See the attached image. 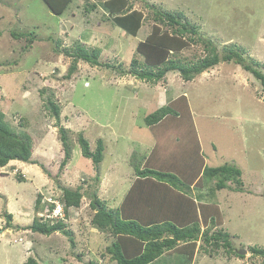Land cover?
Segmentation results:
<instances>
[{
    "label": "rangeland",
    "instance_id": "1",
    "mask_svg": "<svg viewBox=\"0 0 264 264\" xmlns=\"http://www.w3.org/2000/svg\"><path fill=\"white\" fill-rule=\"evenodd\" d=\"M90 3L74 0L60 17L43 0H0V111L15 132L32 137L34 151V164L18 162L0 168V264H27L29 258L37 264H66L64 259L77 264L83 249L92 250L84 256L91 253L96 259L106 253L115 238L93 226L90 195L98 190L109 209L122 206L137 178L136 168L144 166L156 145L145 119L162 107L167 94L168 98L186 94L206 166L229 164L242 171V191L230 182L228 188L211 195L216 181L210 180L189 190L222 210L223 224L211 223L203 230L209 228V235L222 230L231 241L227 251L199 242L194 264H264V258L250 250L264 249V95L260 82L234 62H222L191 82L184 81L179 72H169L157 84L134 81L129 74L121 88L120 80L111 77L119 78L115 70L84 61L78 62V71L69 77L74 61L56 48L74 49L78 42L87 48L100 44L102 34L95 29L107 15L101 7L86 12ZM131 4L147 16V4L181 14L183 22L197 29L198 38L212 42L220 55L238 51L248 64L258 63L264 71V0H131ZM153 23L147 18L140 38L151 32ZM162 28L172 31L168 25ZM133 44L121 51L123 55L116 53L122 55L123 70L132 69ZM204 46L191 44L182 56L198 61L206 56ZM102 62L118 64L113 55ZM49 98L61 108L60 122L46 108ZM62 127L71 148L64 166ZM80 135L93 152L98 141H104L100 165L82 155ZM77 188H83L85 197L79 209L68 213L72 218L67 226L77 247L60 231L46 236L27 229L39 218L35 203L40 194L45 200H58L65 189ZM7 212L13 216V227H7ZM241 250H247L245 259L234 255ZM193 261L176 252L160 264Z\"/></svg>",
    "mask_w": 264,
    "mask_h": 264
},
{
    "label": "trees",
    "instance_id": "2",
    "mask_svg": "<svg viewBox=\"0 0 264 264\" xmlns=\"http://www.w3.org/2000/svg\"><path fill=\"white\" fill-rule=\"evenodd\" d=\"M43 1L53 14L60 17L74 2ZM86 1L91 2L86 12L91 13L101 7L107 15L106 19H110L132 36H137L147 18L151 17L154 23L146 40L138 44L130 71L123 70L122 64L116 66L101 62V50L87 48L81 42H78L74 49L60 50L57 47V52H63L74 61L69 77L78 71V62L84 61L94 67L113 69L122 76L131 74L137 80L152 84L163 81L169 72H179L184 81L191 82L222 62H234L260 82L264 95V71L259 68L258 63L248 64L238 51L227 50L223 56L220 55L212 42L198 38L197 29L191 28L193 25L189 21L183 22L181 14L176 16L163 12L155 5L147 4V12H150V15L148 13L146 16L143 11L132 9L131 0ZM163 25H168L172 31H164ZM199 42L205 45L206 56L198 61H187L182 52L191 44ZM46 108L60 122L61 108L52 98L47 100ZM5 119L0 111V168L6 167L12 161L34 164L32 137L28 133L18 134ZM145 123L155 137L156 145L146 158L144 166L136 168L137 178L121 208L109 209L107 203L99 198L98 190L90 195V206L95 211L93 226L116 237V241L107 248L106 253L111 255L117 264H151L169 251L185 254L192 262L197 252V244L202 241L209 246L230 249V235L227 232L221 230L209 235V228L203 230V226H209L211 223L215 226L223 224L222 210L216 203L202 202L201 198L189 194V190L202 185L203 181L210 180L216 181L211 195L215 190L228 188L230 182L235 183L237 189L242 191V171L229 164L220 167L206 166L186 95L177 97L148 115ZM60 134L66 154V160L62 164L64 166L71 158V148L63 127ZM78 142L85 158L92 159L96 166L103 162L106 147L102 139L98 141L95 152L91 150L89 141L83 135L78 137ZM97 181L99 182V179ZM81 190L83 188L63 191L59 200L66 205L67 210L81 207L85 197ZM47 206H50L51 211L55 207L43 201L40 194L35 203V211H45ZM4 217L7 227H13L12 214L6 213ZM27 229L46 236L60 231L68 237L72 246H75L73 234L63 221L48 219L41 222L39 218H35ZM250 250L254 256L264 258L263 248L252 247ZM234 255L245 259L237 251ZM27 264H37V261L29 258Z\"/></svg>",
    "mask_w": 264,
    "mask_h": 264
},
{
    "label": "crops",
    "instance_id": "3",
    "mask_svg": "<svg viewBox=\"0 0 264 264\" xmlns=\"http://www.w3.org/2000/svg\"><path fill=\"white\" fill-rule=\"evenodd\" d=\"M134 10V9H133ZM146 10H148L147 8H146ZM138 11H141V10H138ZM145 13V12H144ZM147 16V15H146ZM146 22V21H145ZM89 23H90V21H89ZM145 25H143V27L140 29V31L138 32V34H137V36H132V35H130L129 33H127V32H125L121 27H118L117 25H115L112 21H110V19H106V20H104V22H101V23H98V27L95 29V30H97L98 32H100V34H102L100 37H99V39H98V41H99V45L98 46H96V47H92V49H100L101 50V58H100V61L102 62V60H105V58H107L108 56H110L111 57V55H113L114 56V58H115V60L116 61H118V64L116 65V66H119V65H123V60H122V53H121V51L122 52H124V50L127 48L126 46H128V44H129V46L131 45V44H133L132 42H133V39H135L136 41H137V43L136 44H133V47H132V49H133V53L134 52H136V48H137V46H138V44L140 43V42H142V41H145L146 40V38L148 37V35L151 33V32H149V33H147L146 31V34L144 35V37H142V38H140L139 36H140V33H141V31L144 29L145 30ZM93 30V29H92ZM95 30H93V31H95ZM151 31H152V29H151ZM93 33H95V32H93ZM88 42H94L95 40H87ZM83 44H85L84 42H83ZM85 45H87V44H85ZM92 46H95V45H93V44H91ZM128 46V47H129ZM87 47H89V46H87ZM116 53H121L122 55L121 56H119V55H117ZM134 55H135V53H134ZM122 60V61H121ZM118 76H119V78H116L115 76H111L112 78H115V79H117V80H120V82H119V86H121V88L124 86L123 84H122V80L123 79H126V80H128L127 78H129V77H131V76H122V75H120V74H118ZM132 79H134V81H138L135 77H132ZM126 88V87H125ZM173 92H172V94H175V92H174V90H172ZM160 94V93H159ZM166 95V94H165ZM186 95V94H185ZM168 94H167V97L165 96V100L164 101H161V103H160V105L161 106H163V105H166L167 104V101H173V100H175L176 99V96H174V95H172L171 96V98H168ZM180 96V95H179ZM170 101V102H171ZM151 131V130H150ZM152 133V132H151ZM153 135V134H152ZM13 163H18L17 161H13V162H11L10 164H13ZM6 168V167H5ZM193 188V187H192ZM108 204V203H107ZM118 207L119 208H121V205L119 206L118 205ZM116 209H118V208H116ZM81 224H82V222H81ZM83 229L81 228V231H82ZM84 231V230H83ZM101 231V230H100ZM114 238H115V240H114V242L116 241V237L115 236H113ZM73 238H74V243H75V246L74 247H77V242H76V238H75V236L73 235ZM113 242V243H114ZM112 243V244H113ZM111 244V245H112ZM62 246V245H61ZM110 247V246H109ZM62 248L64 249V247L62 246ZM108 248V247H107ZM63 249H61V253H63L62 252V250ZM76 251V250H75ZM87 251H90V250H86V249H83L81 252H80V254H79V258H80V262H77V264H91V263H94V264H117L113 259H112V256L111 255H109V254H107V253H105V252H102L101 254H100V259H96V258H93V257H91L92 256V254L90 253L89 255H87V256H84V252H87ZM92 251V250H91ZM90 251V252H91ZM66 253V252H65ZM87 253H89V252H87ZM176 252L175 251H169V252H166L165 254H163L160 258H158L156 261H154V262H152L151 264H160V262H161V259L162 258H167V257H169V256H171V255H173V254H175ZM60 254V253H59ZM73 254H75V253H73ZM76 255H78V253H76ZM61 256H62V254H61ZM195 256H197V255H195ZM87 258V260L85 259V258ZM89 259V260H88ZM62 260V263H63V258L61 259ZM195 260L196 259H194V261H193V263L192 264H194L195 263ZM64 263H66V264H74L73 262H70V261H68L67 259L65 260L64 259ZM44 264V263H43ZM170 264H173V263H170Z\"/></svg>",
    "mask_w": 264,
    "mask_h": 264
},
{
    "label": "clouds",
    "instance_id": "4",
    "mask_svg": "<svg viewBox=\"0 0 264 264\" xmlns=\"http://www.w3.org/2000/svg\"><path fill=\"white\" fill-rule=\"evenodd\" d=\"M65 14V13H64ZM13 162V161H12ZM17 162H20V161H17ZM11 163V162H10ZM9 163V164H10ZM8 166V165H7ZM6 166V167H7ZM5 168V167H4ZM1 169H3V168H1ZM49 200H51V201H49ZM49 200H45V199H43V201H47V202H49L50 204H52V205H55V207H54V209H53V211L55 210V209H57L58 207L62 210V212L64 213V215H65V220H58V221H63L64 222V224H66L67 226H68V224H69V218H72V217H70V216H68L69 214V212H73V209H75V208H69L68 210H67V208H66V205L64 204V203H62L59 199L58 200H52V199H49ZM54 202H59L58 203V207H57V204L56 203H54ZM48 208H50V206H47ZM47 207H45V210H46V208ZM39 212V219L41 220V222H43V217H41V214L42 213H44V211H42V210H40V211H38ZM52 212V211H51ZM8 213V212H7Z\"/></svg>",
    "mask_w": 264,
    "mask_h": 264
},
{
    "label": "built area",
    "instance_id": "5",
    "mask_svg": "<svg viewBox=\"0 0 264 264\" xmlns=\"http://www.w3.org/2000/svg\"><path fill=\"white\" fill-rule=\"evenodd\" d=\"M54 203L57 204V207L59 206L58 205L59 202H54ZM41 217H43V221H47L48 219L55 220V221L65 220V215L59 207L52 212L50 208L47 207L44 213L41 214Z\"/></svg>",
    "mask_w": 264,
    "mask_h": 264
},
{
    "label": "water",
    "instance_id": "6",
    "mask_svg": "<svg viewBox=\"0 0 264 264\" xmlns=\"http://www.w3.org/2000/svg\"><path fill=\"white\" fill-rule=\"evenodd\" d=\"M238 253L240 256H245L247 254V250H241Z\"/></svg>",
    "mask_w": 264,
    "mask_h": 264
}]
</instances>
